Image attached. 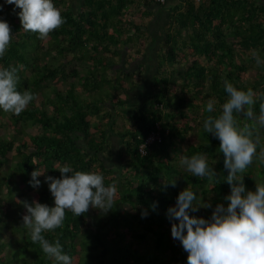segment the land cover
<instances>
[{"label": "trees", "instance_id": "obj_1", "mask_svg": "<svg viewBox=\"0 0 264 264\" xmlns=\"http://www.w3.org/2000/svg\"><path fill=\"white\" fill-rule=\"evenodd\" d=\"M168 3L54 0L64 23L43 39L23 30L14 6L5 5L0 12L13 34L0 67L18 66L17 90L34 95L19 115L0 110V264H56L32 242L23 213L13 218L11 212L12 206L26 211L13 197L17 192L53 207L44 177L60 178L64 165L99 172L105 186L117 189L108 212L90 207L77 217L66 210L61 227L43 233L52 243L59 240L76 264H187L188 253L171 235L167 209L188 185L201 204L210 196L211 205H198L200 210L190 215L209 219L217 204L228 203L220 141L203 129L204 119L219 115L228 98L225 80L256 93L254 119L243 112L233 115L241 127H252L253 139L259 138L257 155L242 174L246 188L254 191L256 182L264 181L259 155L264 128L255 120L264 103V63L254 58L255 53L264 60V7L255 0H184L183 6L172 8L164 44L158 45L149 102L125 113L129 124L118 125L123 114L113 113V107L124 108L128 100L121 95L135 92L143 82V66L132 69L131 62L155 43L139 19L152 16V4L164 8ZM210 99L215 101L211 114L204 110ZM158 124L162 141L142 153L141 145ZM31 126L38 132L29 133ZM5 130L9 137L2 135ZM111 133L122 143L118 185L114 167L104 159ZM193 135L196 144L185 148L178 143ZM197 153L205 154L216 177H195L180 166L181 156ZM37 169L43 173L41 185L33 188L29 182Z\"/></svg>", "mask_w": 264, "mask_h": 264}, {"label": "clouds", "instance_id": "obj_2", "mask_svg": "<svg viewBox=\"0 0 264 264\" xmlns=\"http://www.w3.org/2000/svg\"><path fill=\"white\" fill-rule=\"evenodd\" d=\"M5 5L14 6L24 31L37 33L41 39L64 23L54 0H2L0 12ZM12 38L10 24L0 17V57L4 56ZM254 58L257 64L264 63L258 54L254 53ZM18 81V66L0 67V110L19 115L34 99L31 92L17 90ZM224 90L228 98L221 113L204 119L203 129L220 141L219 151L224 155V169L228 172L224 182L230 186V195L225 197L228 203L217 204L209 219L190 215L200 210L198 205L204 208L211 205L201 204L197 192L188 185L179 193L175 206L167 209L173 221L171 235L188 253L187 264H264V181L256 182L254 191L248 190L242 175L257 155L259 138L253 139L252 127H241L233 115L243 112L249 120L254 119L252 106L256 93L251 88L239 89L227 80ZM204 110L213 113L215 101L210 99ZM255 120L264 128V103ZM259 155L264 158V150ZM179 163L195 177L217 176L203 153L181 156ZM59 172L60 178L44 177L54 206L25 202L27 214L22 220L32 242L38 243L44 254L54 258L56 264H73V258L64 252L59 240L52 243L43 233L60 228L66 210L77 217L87 213L90 207L108 212L113 208L116 186H105L104 176L95 171H74L64 165ZM41 175L38 169L32 172L29 183L33 188L41 185L38 179ZM152 207L155 209L156 205Z\"/></svg>", "mask_w": 264, "mask_h": 264}, {"label": "rangeland", "instance_id": "obj_3", "mask_svg": "<svg viewBox=\"0 0 264 264\" xmlns=\"http://www.w3.org/2000/svg\"><path fill=\"white\" fill-rule=\"evenodd\" d=\"M161 44L163 45L164 43L161 42ZM140 61H143V59L140 58V59H137L136 61L131 62V68L132 69H134V68L138 69L137 64ZM156 68H157V66L154 68V65H153L151 70H148V69H147V71L144 70V74H143V77H142L143 82L141 84L140 89L136 90L135 92H130L129 94L123 93L121 95V97L123 99L128 100L127 103H126L127 105L124 108H118L117 106L113 107V109H112L113 113L123 114L118 119V125L119 126H122V122H124V121H126V123L129 124V121H128L129 116H128V118L126 116V119H124L125 118V116H124L125 113H127V114L128 113H133V112H135L138 109L139 110L143 109L148 104L150 88H151L150 86L152 84V78H153V75H154V73L156 71ZM28 132L29 133H37L38 129L36 127H34V126H31L28 129ZM2 135L4 137H9V135H10L9 130H5L2 133ZM109 139H110L111 145L109 146L108 151L105 152L104 159L106 160V163L108 164V166L114 167V170H115V173H116V176H117L115 182H117V185H118L119 181H120L119 177L121 175L120 171L122 170L121 161H120V159H121V157H120V148L122 146L121 145L122 143H121L120 138H118L117 136H115L112 133L109 134ZM197 142H198L197 136L193 135V136L189 137L187 140L180 141L178 143L186 148V147H188V145L196 144ZM110 159H112V160L110 161ZM16 181H17V183L19 185H21V180H20L19 177L16 178ZM33 195H34V192L29 193L30 198H32ZM3 196L6 197V198L8 197V193H7L6 190H4ZM13 197H14V199L16 201L19 202V204L25 203V202L32 203L30 200H27L26 197L21 196V192H17L16 194H14ZM209 197H206L204 199V204L210 205V198ZM11 213H12L13 218H16L20 213H23V215H25L26 211L24 210V211L21 212L20 209H17V207L14 208L12 206V212ZM9 237H10V232H8L5 235V240L9 239ZM73 264H76V262L73 261Z\"/></svg>", "mask_w": 264, "mask_h": 264}, {"label": "crops", "instance_id": "obj_4", "mask_svg": "<svg viewBox=\"0 0 264 264\" xmlns=\"http://www.w3.org/2000/svg\"><path fill=\"white\" fill-rule=\"evenodd\" d=\"M80 0H74V3ZM256 4L264 7V0H255ZM184 4V0H169L168 5L164 8H161L159 5L152 4L149 9L152 11L151 17H146L139 19L143 23L148 25V34L149 37L155 39V43L150 44L145 51L144 56L142 57L143 61H140L137 66H143L144 70L147 71L156 67V55L158 51V45H161V42L165 41L166 27L168 26L169 13L172 8L181 7ZM146 7L142 6L141 11H145ZM133 13V11H132ZM131 16V15H130ZM136 69V68H134ZM137 70V69H136ZM119 148V147H118Z\"/></svg>", "mask_w": 264, "mask_h": 264}, {"label": "built area", "instance_id": "obj_5", "mask_svg": "<svg viewBox=\"0 0 264 264\" xmlns=\"http://www.w3.org/2000/svg\"><path fill=\"white\" fill-rule=\"evenodd\" d=\"M152 2L159 4V5H165L168 0H151ZM158 130L153 131L146 139L145 143L141 145L140 150L142 153L145 152L146 146L155 143L156 141L161 142L162 141V136H161V127L158 124L157 125Z\"/></svg>", "mask_w": 264, "mask_h": 264}]
</instances>
